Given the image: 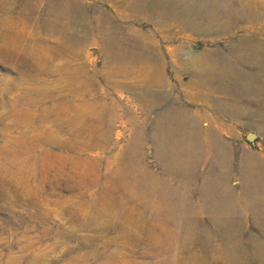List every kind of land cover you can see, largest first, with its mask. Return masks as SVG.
Returning <instances> with one entry per match:
<instances>
[{"label": "rangeland", "instance_id": "rangeland-1", "mask_svg": "<svg viewBox=\"0 0 264 264\" xmlns=\"http://www.w3.org/2000/svg\"><path fill=\"white\" fill-rule=\"evenodd\" d=\"M74 1L0 0V264H255L258 246L264 258V191L241 176L264 169V94L233 79L264 56V0H224L231 29L203 35L179 34L161 5L155 18L137 0ZM171 111L189 126L168 123L167 140ZM194 123L210 130L189 163L175 149ZM224 152L226 189L208 199L201 173ZM224 202L230 232L208 210Z\"/></svg>", "mask_w": 264, "mask_h": 264}, {"label": "bare ground", "instance_id": "bare-ground-1", "mask_svg": "<svg viewBox=\"0 0 264 264\" xmlns=\"http://www.w3.org/2000/svg\"><path fill=\"white\" fill-rule=\"evenodd\" d=\"M139 2V4L143 5V8L144 10H146L147 14L151 17H155V18H158L159 13L158 12H152L153 9H157L158 6H162L164 9H168L169 11H167L165 14H164V18L166 20H169V19H172L173 21H176L178 23V26H179V34H185L186 31H195V33H198V34H205V33H209L211 30H214L213 28L217 27L218 30H222V31H229L230 28V21H233L232 19H235L238 15L235 14V12L233 13H230V15H228V17L230 18V21L227 19L225 20L227 17L224 15L225 13V8L229 7L228 4L224 1V0H219V1H214V0H137ZM246 1V0H245ZM257 0H253V2ZM260 1V0H259ZM263 3V2H261ZM234 4V3H233ZM145 5V6H144ZM74 6L75 8H81V5H80V1L79 0H75L74 1ZM219 6V7H217ZM246 7V6H245ZM231 8V7H230ZM232 9V8H231ZM240 9V8H239ZM220 10V11H219ZM165 11V10H164ZM253 11H256L257 10L253 9ZM240 12V11H239ZM251 12V11H250ZM259 12V11H258ZM240 14V13H239ZM252 14V12H251ZM256 14V13H255ZM252 15V17H250V19H254V18H257V17H254V16H257V15ZM250 15V13H249ZM240 16V15H239ZM251 16V15H250ZM161 17V16H160ZM159 17V18H160ZM243 17V16H242ZM247 19V18H245ZM244 19V20H245ZM161 20V19H160ZM164 20V19H163ZM236 20V19H235ZM243 20V18L241 19ZM171 21V20H170ZM228 21V22H227ZM247 21V20H246ZM257 21V20H256ZM260 21V19H259ZM47 22H48V26L47 28H52L53 26H55L53 23L55 21L52 20L51 17H49L47 19ZM168 22V21H166ZM244 22V21H243ZM249 23V22H248ZM258 23V22H256ZM262 22H260L261 24ZM207 24H210L209 28L207 27ZM253 24H255L253 22ZM264 24V23H263ZM166 25V24H165ZM233 25V24H232ZM254 26V25H253ZM256 26V25H255ZM172 27V26H171ZM251 27V25L249 26ZM128 28H125V31L128 33ZM252 28V27H251ZM258 28V27H256ZM130 30V29H129ZM254 30V29H253ZM232 31V30H231ZM213 32V31H212ZM215 32V31H214ZM220 32V31H218ZM257 32V31H256ZM131 33V32H130ZM129 33V35H130ZM146 33V32H145ZM226 33V32H225ZM218 34V33H217ZM131 38V37H130ZM129 38V39H130ZM127 40V39H126ZM145 40V39H144ZM243 40V39H242ZM108 42L110 44H112V46L115 44L114 40L113 39H108ZM124 42V41H121V43ZM131 42H133L131 40ZM262 42V41H260ZM253 43V42H252ZM117 44V43H116ZM128 44V43H126ZM255 44V43H254ZM135 46H141L142 45V42L141 40H136V43L133 44ZM246 45V44H245ZM246 46H249V45H246ZM251 47V46H250ZM262 47V46H261ZM264 47V46H263ZM142 48V46L140 47ZM139 48V49H140ZM259 47H257L258 49ZM117 49V48H116ZM119 49V48H118ZM117 49V50H118ZM216 49V48H215ZM252 49V47H251ZM255 49V48H254ZM115 50V51H117ZM125 50V49H124ZM124 50H119L118 54L115 56L116 58H119V59H123L124 58V61L125 59H130V58H125V56H129V50H125L126 52H124ZM131 50V49H130ZM260 50H263V49H260ZM141 51V50H140ZM250 50L248 49V52ZM254 51V50H253ZM131 52V51H130ZM156 52V51H155ZM207 52V51H205ZM213 52V51H212ZM258 53V51H256ZM255 52V53H256ZM114 53V52H113ZM142 53V52H140ZM153 53V52H152ZM151 53V54H152ZM160 53V52H159ZM131 56H132V53H130ZM135 54V53H134ZM133 54V56H134ZM144 54V53H143ZM261 54V53H260ZM158 55V54H157ZM161 55V53H160ZM246 55V54H245ZM112 56V55H111ZM132 56V57H133ZM137 56V55H135ZM153 56V55H152ZM220 56V55H219ZM219 56H216L217 58ZM157 57V56H156ZM160 57V56H159ZM212 57V56H211ZM210 57V58H211ZM250 57V56H249ZM259 57V56H258ZM134 58V57H133ZM146 58V57H145ZM209 58V57H208ZM206 58V59H208ZM214 58V57H212ZM254 58H257V57H254ZM148 59V57L146 58ZM200 59V58H199ZM221 59V58H220ZM227 59V58H226ZM229 59V58H228ZM115 60V59H114ZM127 60V61H128ZM132 60V59H130ZM158 60H160L158 58ZM209 60H212V59H209ZM134 62V59L132 60ZM202 60H200L201 62ZM221 61V60H220ZM223 61V59H222ZM239 61V60H238ZM242 61V60H241ZM203 62V61H202ZM206 62V61H205ZM209 62V61H208ZM236 62V61H235ZM163 64V62H161ZM204 63V62H203ZM202 63V64H203ZM210 63V62H209ZM207 63V64H209ZM226 63V62H225ZM224 63V64H225ZM228 63V62H227ZM226 63V64H227ZM262 63H264V56H261L258 58V62H256V66L254 65V67H252L254 69V71L252 73H243V72H240L238 70H241V69H238L237 72L236 70H232V64H231V61H230V67H228V70L230 69L231 70V74L235 73L233 75V79H237L238 81H241V80H245L246 81V86L244 87V91L242 92H246L244 94H247L248 95L250 93H254V94H264V65L262 66ZM205 64V63H204ZM203 64V65H204ZM212 64V63H211ZM223 64V65H224ZM156 65V64H155ZM210 65V64H209ZM215 65V64H214ZM238 65V64H236ZM240 66V64H239ZM248 66V65H247ZM253 66V65H252ZM225 67V66H224ZM238 67V66H237ZM236 67V69H237ZM242 67V66H241ZM240 68V67H239ZM155 74L156 76H159V77H162L163 73L162 71L158 68L157 70H155ZM197 76V75H196ZM199 77V76H198ZM196 80V79H195ZM194 81V80H193ZM260 85V86H259ZM155 94V93H154ZM158 96L160 95V93H156ZM238 103H234V105H236ZM177 114V113H176ZM174 111H171L169 112V115L168 117L164 120V122H162V126L164 125L165 127L163 128V131H162V137L164 139H169V137H171L173 140L175 138H173V130L170 131L166 126L168 123H173L174 121L177 123L176 124V127H180L179 129L181 130V133L184 134L185 132V129L187 127V125L189 126V124L186 125V122L183 123L184 121H180V118L183 117L185 114L184 113H180L181 116L179 115H176ZM185 118V117H184ZM200 119V118H199ZM171 125V124H170ZM169 125V127H171ZM173 125V124H172ZM186 126V127H185ZM174 127V128H176ZM188 128V127H187ZM170 129H173V126L172 128ZM208 130H210L209 128L208 129H205L204 132H200L198 130V127L197 125L194 123L193 126L190 128V132L191 133V136H192V139H194V143L192 144H186L187 147L184 149V148H176L175 150L176 151H182V153L184 152L185 155H184V159H187V161L190 163H194L196 161H199L202 157H203V153L206 151L207 147L205 146V144H203L204 142V139L203 138H200L201 136L205 137L204 135H207V132ZM177 130H175L176 132ZM179 131V130H178ZM177 131V132H178ZM186 133V132H185ZM176 134V133H175ZM181 134V135H183ZM187 134V133H186ZM214 135V134H213ZM184 136V135H183ZM185 137V136H184ZM180 138V136H179ZM181 139V138H180ZM184 140V138L182 139ZM206 140V138H205ZM173 142V141H172ZM171 142V143H172ZM177 142V141H176ZM180 143L183 142V141H179ZM179 142H177L179 144ZM175 143V142H174ZM173 143V144H174ZM185 143V142H184ZM215 143L217 144L218 147H221L222 149L220 150H223V145L220 143V141L217 140V142L215 141ZM182 144V143H181ZM176 145V144H175ZM183 145V144H182ZM184 146V145H183ZM225 147V146H224ZM212 148V147H211ZM217 148V147H216ZM174 150V149H173ZM215 151V150H214ZM215 155V154H214ZM227 155L225 152L223 154H221V157H218L219 159V162L217 163L216 167L214 168L213 166H208L207 165H203V166H206L207 167V170L204 172V173H201L202 174V179H203V184L201 185V192L205 195V197H207L208 199L213 197L215 195L216 197V191L218 192H223L225 191L224 189L225 188V185H221L220 182H223L225 181V177H227V171L226 170V165L223 166L225 163H223L224 160H227ZM216 158V157H215ZM217 159V158H216ZM241 159H242V164L243 162H247L248 164H252L254 166L253 169L255 168H259V164L257 162H254L252 160V157L251 156H247V155H242L241 156ZM171 161V160H170ZM193 161V162H192ZM203 162V164H205L204 161H206V158L202 159L201 160ZM184 164V163H183ZM228 164V163H227ZM244 165V164H243ZM245 166V165H244ZM244 170V169H243ZM247 170V169H246ZM248 171V170H247ZM241 175V174H240ZM242 178H243V181H245L246 184L250 185V186H254L258 189H260L261 191H264V169L262 170H258L257 172H255L252 176H246L244 175V173L241 175ZM259 197V196H258ZM237 208L234 207V205H226L225 202L224 203H218L216 206H210L208 208V210L214 214V219L215 221H217V223H222L221 225L223 226L224 229H226V232H230V230L232 229L233 227V217H232V214L235 213L237 210ZM251 209H253L255 212H259L260 214L262 213L263 211V208L260 207V206H253L251 207ZM221 227V226H220ZM228 247L226 248V251L229 252L230 254H228V257L229 258H233V259H237V253H236V249L234 247V244L232 242V240L230 239L229 242H228ZM257 251H258V254L257 255H252L253 256V260H256L255 264H264V258L262 257L263 255V251L262 249L259 248V246L257 247ZM220 252V251H219Z\"/></svg>", "mask_w": 264, "mask_h": 264}, {"label": "water", "instance_id": "water-1", "mask_svg": "<svg viewBox=\"0 0 264 264\" xmlns=\"http://www.w3.org/2000/svg\"><path fill=\"white\" fill-rule=\"evenodd\" d=\"M253 137H255V134L252 132H249L246 138H247V140L251 141L253 139Z\"/></svg>", "mask_w": 264, "mask_h": 264}]
</instances>
